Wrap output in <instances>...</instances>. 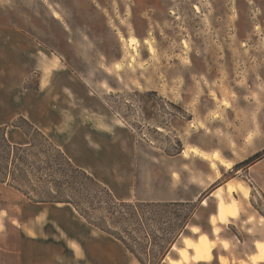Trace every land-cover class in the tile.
<instances>
[{"label":"rangeland","instance_id":"obj_1","mask_svg":"<svg viewBox=\"0 0 264 264\" xmlns=\"http://www.w3.org/2000/svg\"><path fill=\"white\" fill-rule=\"evenodd\" d=\"M121 35L140 39L134 61V51ZM146 38L153 40L154 54ZM54 56L61 58L62 67L52 74L49 95L38 67L43 58ZM224 98L230 106L222 104ZM84 114L100 116L112 131L86 122ZM27 121L76 165L86 166L119 201L156 202L144 199L188 196L206 188L191 201L194 205L119 207V231L146 264H170L163 257L179 256L173 244L182 246L185 235L198 236L189 229L180 240L167 243L187 214L218 240L210 249L211 261L199 264H223L221 253L228 264L249 257L259 235L249 232L245 220L247 215L264 217V193L255 179L258 170L264 186V0H0V125L7 127L13 143H24L25 133L13 123L33 133ZM194 145L240 161L219 168L220 177L213 182L211 161L190 155ZM183 148L186 157L173 158ZM198 172H209V180L200 182ZM60 180L65 181L61 175ZM226 180L246 182L251 196L236 194L239 215H228L230 224L218 222L216 233L208 217L217 211L218 199L208 196ZM6 207L8 213L0 218V264H20L12 223L18 211L13 204ZM62 207L53 223L41 221L39 227L51 234L56 223L65 237L79 239L93 229L127 249L121 240L94 229L71 204ZM135 210L144 221L130 217ZM219 237L227 238L230 247L224 248ZM59 244L42 245L54 255L40 263H53ZM31 261L28 256L24 264Z\"/></svg>","mask_w":264,"mask_h":264},{"label":"trees","instance_id":"obj_2","mask_svg":"<svg viewBox=\"0 0 264 264\" xmlns=\"http://www.w3.org/2000/svg\"><path fill=\"white\" fill-rule=\"evenodd\" d=\"M27 123L33 133L18 123H13V126L25 133L27 141L24 143H13L7 136V127L0 125V183L19 190L28 200L35 203L71 204L90 224L121 240L141 264L146 263L134 245L129 242L128 236L119 231L122 217H118L119 207L128 206L135 209L141 205L152 204L170 203L179 206L193 204L190 201L134 203L119 201L107 186L76 165L50 137L30 121ZM60 175L65 179L64 182L60 180ZM95 210H102L103 214L95 217L93 216ZM129 214L131 218L144 221L145 216L138 210ZM191 218L192 215L187 214L181 219L176 228V236L168 239L167 243H175L178 240ZM125 232L127 233L126 230ZM165 258L166 255L163 260Z\"/></svg>","mask_w":264,"mask_h":264},{"label":"crops","instance_id":"obj_3","mask_svg":"<svg viewBox=\"0 0 264 264\" xmlns=\"http://www.w3.org/2000/svg\"><path fill=\"white\" fill-rule=\"evenodd\" d=\"M48 87L45 88V91L50 95L52 89L51 88L48 89ZM68 113L70 114V116L68 115ZM65 114L69 120L73 119V114L69 110H66ZM82 118L86 122L94 126H97L100 129L108 130L109 132L112 131L111 129L110 130L106 129L103 126V124L106 123L103 121V119L100 116H97L95 114H84ZM197 147L210 154L213 153L214 151H217L212 149H204L201 148L200 146ZM185 150L186 148H183L181 152L176 154L173 158H176L177 160L185 158L186 157L184 155ZM190 155H192L193 157L203 158L201 155L195 154L193 152H191ZM224 158L227 161H231L233 165L240 161V159H236L234 156L224 157ZM203 159L206 160L208 164L210 163V160L205 158ZM215 162L217 163L218 168L220 169L226 168V166L222 165L218 160H215ZM80 167H82L87 172L92 174L90 171H88L86 166L80 165ZM175 173L179 175L182 174V173L180 174V172L178 171ZM196 174L199 177V179H201L200 182L205 183L207 180H209L208 179L210 175L209 172H198ZM211 176L213 182L218 179L216 177V173L211 174ZM262 178H263L262 173H260L257 170L255 174L257 189H260L262 193H264V186H262L263 184H261ZM229 181L230 180H226L223 184L215 186L214 189L210 192L208 197L215 198L213 193L216 191V189L224 185H225L224 187H226ZM201 186L199 187L201 188ZM205 189L206 188L203 189L201 188L197 192L192 191L191 195L188 196H176V197H166V198L149 197L144 200L156 201V202H179V201L191 202L199 198ZM21 196L23 195L19 191L14 190L13 188L9 187L4 183H0V198L4 200V204H2L3 206H0V218L3 220L4 219L3 217L8 213L9 209L6 206L9 203L15 205L18 211L15 217H12L13 219L12 223H14L15 226L14 228L18 233L15 252L17 256L23 258V261H21L20 264H24V259H27L28 256H31V259H33V261H31L30 264H42L39 261L40 258L54 255V253L50 252L47 249L45 250V248L42 247V245H45L47 242L60 243L58 252L55 253L56 260L51 264H63L65 261H69V264H137L139 263L136 257L128 249L120 247L117 239H116L117 241H115L114 239H109L100 236L98 235L99 233L97 231H93V229H91V232H87V236H86L87 238L79 239L74 237H65L63 235L62 232L63 230L61 229V227L57 226L56 223H54L53 231L51 232V234L47 233L45 228L39 227L38 224L41 221H44L45 224H47L48 222L53 223V220L56 218L55 217L56 214L59 213L61 209H63L62 206L68 203H33L21 199L23 198ZM203 199L204 198L201 199V203ZM215 212H211L209 214L208 220H210V215ZM2 222L6 223L5 220ZM194 223L196 222H189L185 231L181 234V236L185 234L186 230L189 231L190 224H194ZM92 227L100 232H103L102 230L96 228L95 226ZM181 236L178 238L179 240ZM24 243L31 244L32 247L30 249H27L26 246L25 249ZM219 251L220 250H218V253Z\"/></svg>","mask_w":264,"mask_h":264},{"label":"bare ground","instance_id":"obj_4","mask_svg":"<svg viewBox=\"0 0 264 264\" xmlns=\"http://www.w3.org/2000/svg\"><path fill=\"white\" fill-rule=\"evenodd\" d=\"M196 8L199 10V7ZM54 15L60 18V14L57 11H54ZM256 29H259V26H257ZM120 37L122 41L126 42L128 46L133 49L134 53L131 56V60L134 61V56L139 54V46L141 45L140 39L135 35H130L127 38L122 35ZM145 43L148 45L149 52L154 54L156 49L154 47L153 40L146 38ZM184 43L187 47V42L184 41ZM42 62L43 64L38 67V69L42 72L41 86L48 87L51 83L53 72L62 67L61 58L57 56L50 59L43 58ZM213 95L215 96L216 94L213 93ZM222 104L230 106V100L228 98H224L222 100ZM121 123L123 124V122ZM103 126L109 130L112 127L107 124H103ZM189 151L210 160L211 166L216 171V176L218 178L220 177V172L215 160H218L222 165L229 168L232 165V162L227 161L218 151H214L210 154L201 150L197 146H190ZM184 154L187 155L188 151H184ZM224 186H220L216 189V191L214 190L215 192L213 193L214 197L218 199V205L216 213L211 215L210 220L215 224L213 230L216 233L220 232L218 222L226 221V223L230 224L231 222L227 218L228 215H239L241 200L236 196V194L238 193L246 199H249L251 196V187L244 181L235 182L234 180H230L226 187ZM203 203H206V200H203ZM245 214H247L246 210ZM245 224H249L251 226L249 228V232L259 235L254 241L256 251L252 252L247 258H240L238 260L234 259L233 262L235 264H261V259L264 256V217H260L259 220H257L253 215H247ZM189 229L193 233H197L198 236L193 237L191 235H185L182 237V246L173 244L172 249L176 250L179 256H167L165 260H168L170 264H199L200 262L208 263L211 261L212 257L210 249L212 246L218 244L217 238L210 239L209 236L201 230V227L198 224H191ZM219 239L224 248L230 247V242L227 238L219 237ZM218 258L223 264H228V258L225 254H219Z\"/></svg>","mask_w":264,"mask_h":264},{"label":"flooded vegetation","instance_id":"obj_5","mask_svg":"<svg viewBox=\"0 0 264 264\" xmlns=\"http://www.w3.org/2000/svg\"><path fill=\"white\" fill-rule=\"evenodd\" d=\"M193 6H194V8H195L196 12H200V10H201V9H200V5L194 4ZM196 7H199V10H197V8H196ZM244 45H245V43H244Z\"/></svg>","mask_w":264,"mask_h":264}]
</instances>
